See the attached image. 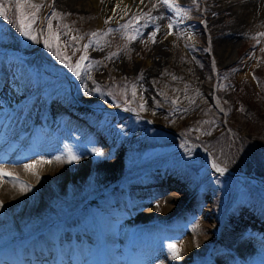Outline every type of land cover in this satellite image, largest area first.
<instances>
[{
    "label": "rangeland",
    "instance_id": "rangeland-1",
    "mask_svg": "<svg viewBox=\"0 0 264 264\" xmlns=\"http://www.w3.org/2000/svg\"><path fill=\"white\" fill-rule=\"evenodd\" d=\"M252 1L174 0L185 10L186 15H182L163 5L153 8L149 0L144 4L139 0L122 3L121 0L103 3L101 0H31L41 6L33 25L40 33L39 43L22 37L12 28L15 24L0 17V104L12 102L8 106L11 107L15 101L29 100L30 106L15 110L24 128L32 121L43 124L40 120L43 108L47 103L52 104L47 127L59 138L52 143L53 147L50 144L42 148L37 144L38 139L27 142V137L19 138L10 151L8 159L21 156V151L33 153L22 158L20 164L38 161L40 178L34 190L25 189L27 201L14 210L0 213V264H9L13 253L30 244H44L41 252L55 250L64 259L69 253L81 264H93L92 250L100 245L106 248H102L107 252L105 257L110 252L106 257L108 264L124 260L118 252L125 248L129 254L139 256L131 259L130 264H157L158 261L162 264H264V224L257 220V215L247 214V222L239 220L242 228L236 225L231 231L215 230V234L209 232V225L198 221L197 215L202 208L217 213L224 221L229 213L244 206L264 218V186L250 177L263 184L264 179L247 169L250 158L242 148L243 128L239 125L241 122H234V128L230 125L231 118L225 110L229 97H219L217 77L218 70L228 68L231 83L235 81L240 86L250 83L259 91L254 70L261 71L264 80V37H259V44L253 37L264 33V4L252 9ZM124 8L128 11H123ZM52 12L62 14V18L52 21L53 30L62 33L60 46L72 63L84 54L83 45H91L81 78H76L54 52L44 47L47 19ZM141 13L164 19L149 21L145 16L134 22L138 35L132 29L121 27ZM169 22L174 24L172 35H166ZM157 28L161 31L153 43L150 37ZM109 30L110 34L90 39L93 32ZM126 34L135 35L136 39L129 41ZM72 36L83 39L74 41ZM113 52L119 55L108 59ZM237 63L241 66L235 68ZM235 83L229 85L235 86ZM133 86L137 93L135 99ZM240 92L244 95L247 90L240 87ZM60 102L68 103L63 104L68 109L61 110L57 105ZM141 103L145 104L144 111L139 110ZM125 107L129 110L125 111ZM249 111L250 107L246 106L244 115ZM72 114L76 118H71ZM35 128L31 132L34 139L48 135L46 128L40 132ZM226 133L227 141L219 140L215 151L222 156L225 149L227 157L238 162L239 169L231 173L224 164L213 160L199 142L190 139V135L191 138L197 135L213 146L212 141ZM243 136L251 138L247 131ZM10 138L5 134L0 146L5 142L14 143ZM93 147L104 155L96 156ZM69 153L79 157V161L68 163ZM86 162L89 167L85 171ZM213 162L225 168L224 172L239 177L238 180L216 172ZM107 163L118 166L120 173L104 181ZM159 167L177 182L167 181L151 186L150 190L145 186V191L138 189L131 196V206L137 205L144 215L152 214L154 220L147 227L124 226L130 222L129 214L136 211L133 207L129 210L101 204L99 198L113 186L125 182L143 185L147 180L144 174ZM32 175H24V179ZM151 190L156 193L149 195ZM169 197L180 200L171 210L178 212L171 221L164 202L155 200L164 201ZM182 204L185 206L179 210ZM103 221L116 227L103 230ZM55 225L62 226V230L70 226L72 233H78L83 240L73 245L75 240L57 241ZM147 228L159 231L160 236L155 237L154 243L139 235ZM162 233L169 235L167 239L161 238ZM89 235L100 240H91ZM140 240L143 244L146 241L143 247L136 244ZM190 240L191 250L186 247ZM237 241L256 245L257 253L239 263L230 261L226 248ZM170 245L179 248V259L173 258ZM29 254L40 260L44 258L38 251Z\"/></svg>",
    "mask_w": 264,
    "mask_h": 264
},
{
    "label": "bare ground",
    "instance_id": "bare-ground-1",
    "mask_svg": "<svg viewBox=\"0 0 264 264\" xmlns=\"http://www.w3.org/2000/svg\"><path fill=\"white\" fill-rule=\"evenodd\" d=\"M252 1V0H251ZM252 2L253 5L252 9H259V7L261 5L264 4V0H253ZM258 6V7H257ZM250 7V6H249ZM250 9V8H249ZM248 9V10H249ZM253 11V10H251ZM252 12H248V14H251ZM252 15V14H251ZM259 15V14H258ZM20 88H17V91H19ZM22 101H15L13 103V105L11 107H8L12 104V102H5V103H1L0 104V127L2 128L1 130H3V132L0 134V145L1 143L4 141L3 139L5 138V134L6 136L10 135L11 136V140H14V143H10V145L7 144V142H5L4 146H0V171L6 172V173H11V177H4L3 180H0V202H2L3 206L0 207V213H5L8 212L9 210H14L15 207L17 206H21L25 201H27L29 199V196L24 192L25 190H22L21 188V184L19 182H23V184L29 186L30 189L34 190V188H36V181L40 178V165L38 163V161L32 162V163H27L25 165H33L34 167H32L31 169H27L25 167V165L20 164L21 163V159L27 155V153L25 151H21V156H18L16 159L12 158V159H8L9 155H10V151H12L11 149H14V147H16V139H23L25 137H27V142H31V141H35L38 139L37 144L41 145L40 148L42 147H46L49 146L51 144V147H53L54 142H57L59 140V138L55 137L52 133L49 132V128L47 127V120H48V113L52 112L49 111V108H52V104L49 105L47 103V105L44 106L43 108V116L42 118H40V120L43 121V124L40 125L39 123L35 124V121H32V124L29 127H22V124H20L19 122H22V118L17 117V115L15 114V110H20L22 107L26 106H30V101L26 100L23 101V103H20ZM52 103L54 104V102L52 101ZM65 103L60 102L58 107L61 110H67V106L63 105ZM55 106V105H54ZM53 106V107H54ZM5 107H8L5 110ZM18 108V109H17ZM73 113V112H70ZM47 114V115H46ZM46 115V116H45ZM67 115V114H66ZM71 118H76V114H72V116H70ZM24 119V118H23ZM36 120V119H34ZM72 121L74 122V120L72 119ZM37 127V130L43 131L44 128H46V133H48L47 136H39L38 138L35 137L34 139V135L33 133H31L33 130H35ZM49 129V130H48ZM51 131V130H50ZM52 132V131H51ZM100 139V137H98ZM13 147V148H12ZM44 149V148H43ZM115 163V162H114ZM84 165V170L86 171L87 168L89 167V162H86V164ZM33 168H35L34 170H32ZM118 166H115L113 163H107V166L105 167V170L103 171V178H105L104 181H107L108 178L115 176L116 174L120 173L118 171ZM164 168H155L150 172H147L145 175V182L143 185L141 183L139 184H135V185H129L128 182L122 183L119 186H113V188L111 190H109L107 193H105L102 198L100 197L99 200L101 199V204L102 205H107V206H112V207H116L119 209L125 208L127 207L129 210H131L130 208H132L133 206H131L132 204V199L131 196L135 195V191L136 190H140L146 187L149 188L150 187H156L155 185L157 184H164L167 181H173L174 177L166 174V172H164ZM28 172V173H27ZM31 173H33L32 177L29 179H24V175L26 177H28V175ZM226 175L234 178L235 180L239 177L237 176H233L232 174H230L229 172H224ZM248 177V176H247ZM253 181H255L256 183L260 184L261 186H264V184L259 181L257 178H254L253 176L250 177ZM176 181V180H174ZM177 182V181H176ZM159 190V189H158ZM145 191V190H144ZM156 191L155 190H151V192H149V195H153L155 194ZM159 192L161 193L162 191L159 190ZM169 194V193H167ZM166 194V195H167ZM183 194H185V192H183ZM105 198L107 200H105ZM164 198V197H163ZM195 198V197H193ZM157 200L159 203H163L164 202V206L165 209L167 211V213L169 214V221H171V218L175 217L176 214H178L177 210H174L172 213L171 210H173V206L177 204H179V201L177 198L172 197V198H168L167 200L163 199H155ZM181 206V205H180ZM185 205L182 204V206L179 208V210H181ZM172 207V208H171ZM33 209H35V206H32ZM139 207H137V205H134V207L132 209H135L136 211L132 214H129L130 216L128 218V221L130 222H125L124 226L126 227H139V226H143V228L147 227L148 223L153 222V217L151 213H146L145 215L142 214V210H138ZM172 214V215H171ZM247 214H253V215H257V220L260 222H262L264 224V218H262L261 213L258 214L257 212H250L249 208L246 209V207L243 206L242 209L236 210V212H232L229 213L224 221H221L219 219L218 214L213 213V212H207V210H204L202 208L199 209V212L197 215L200 216V218H198V221H200L201 223L205 222L206 225H209V232L210 233H214L215 234V230H222L225 229L224 231L228 230L231 231L233 230V226L239 225V227L242 228V226H240V223L238 222L241 219H244V221H248L246 220V216ZM175 215V216H174ZM251 217V216H250ZM253 217V216H252ZM193 220H197L196 218H194ZM69 223V222H68ZM102 228L103 230H110V229H114V224H111L107 221H103L102 222ZM202 225V224H201ZM261 225V224H259ZM145 226V227H144ZM204 227V225H202ZM70 226H64L63 230L61 229L62 226L59 225H55L56 231H54V238L59 241V242H63L64 239L65 240H75L74 242H72V245L74 243H76L77 241H81V237L78 233H75V235L72 233L73 231H71V229H69ZM66 230H65V229ZM115 232L117 230H114ZM111 231V232H114ZM108 232V233H111ZM230 233V232H229ZM112 234V233H111ZM140 236H143L147 242H149L150 240H152L151 242L154 243L155 241V237H159V231L154 230L152 228H147L145 229V232L139 234ZM169 235H167L168 237ZM167 237L165 236L164 233L161 234V238H163V240L167 239ZM89 238L91 240L97 239L95 240L96 242H98L100 239L98 238V236H92L89 235ZM143 238V239H144ZM23 238H19V240H22ZM144 239V240H145ZM83 240V239H82ZM188 243V247L189 249L193 248V244L192 241L190 240V242ZM136 244L143 247L144 244H146V241H144V244L142 243V241H136ZM149 246H153L156 247L155 244L151 245L148 244ZM256 245H252L249 244L248 242H243V241H237L234 244H232V246L230 245L229 248H226V252L228 257H230V261H234V262H238L242 259H246L248 260V258H250L253 254H256V249H254ZM44 248V244H39V245H33L30 244L28 245L26 248H23L21 250H19L18 252H15L12 254L11 256V261L9 264H33L34 262H43V264H52L53 261H55V264H60L59 258H63V255H59L61 253H56L55 250H47L46 252H41ZM88 248V247H85ZM102 248H104L103 246H99L94 248L93 253V258H92V262L93 264H108L107 263V259L106 257L109 255L106 254L105 257V252L104 250H102ZM106 249V248H104ZM190 249V250H191ZM102 250V251H101ZM33 251V253H41L44 258L42 260H40L38 257L34 256V260H38V261H33V262H26L29 261L30 259L28 258L27 253H31ZM262 251H264L262 249ZM107 253V252H106ZM119 254H123L122 257H124V260L122 261H117V262H111V264H130V260L133 259L135 257V254H129V251L125 248L123 249V251L118 252ZM259 254V253H258ZM256 256V255H255ZM40 257V256H39ZM136 257H139L138 255ZM135 257V258H136ZM254 257V256H253ZM130 258V259H129ZM64 259V258H63ZM164 259V257H163ZM65 262L67 264H81L80 261L74 260L72 259V257L69 255V253L66 254V258L64 259ZM161 262L158 261L157 264ZM247 262V261H246ZM7 263V262H6ZM65 264V263H64ZM162 264V263H159ZM247 264V263H246Z\"/></svg>",
    "mask_w": 264,
    "mask_h": 264
},
{
    "label": "snow or ice",
    "instance_id": "snow-or-ice-1",
    "mask_svg": "<svg viewBox=\"0 0 264 264\" xmlns=\"http://www.w3.org/2000/svg\"><path fill=\"white\" fill-rule=\"evenodd\" d=\"M104 0H101V3H103ZM123 2V0H121V3ZM149 2H151L153 4V8H157L160 5L165 6L168 10L170 11H174L176 13H180L182 15H186V12L184 9L180 8L178 5L175 4L174 0H149ZM193 2L195 3L196 0H193ZM140 4H144L145 0H139ZM28 9H32L31 12L28 11ZM41 9L40 5L37 4H33L31 3V0H0V17L4 18L5 20H8V22L10 24H15L17 31L19 32V34L22 37L27 38L28 40L34 41L39 43V39L38 36L40 35V33H37L36 30L34 29L33 25L37 22V13H39ZM123 11L127 12L128 9L124 8ZM12 13L11 17L9 15V13ZM147 17V19L149 21L155 20V19H164L163 16H159V17H153L151 15H149L148 13H141V14H137L135 16H133L126 24L122 25L121 27L123 29H132L137 35L139 34V29L138 28H134L133 24L134 22H138L140 19ZM62 18V14L57 13V12H52L51 16L47 19V37L44 39L43 44L44 47L47 48L50 52H54V55L56 56V58L60 61L61 64H64L72 73L76 78H81L82 72L86 70V66H85V61H88V56H87V51L88 48L91 46L90 44H85L83 45V52L84 54L80 56L79 60L75 63L71 62V58L68 57L67 55L64 54L65 50L61 49L60 46V37H61V32L60 31H54L53 30V24L52 21L54 19H60ZM105 23H109V21H105ZM65 28H67V26H64ZM173 28H174V24L169 22L167 24V33L166 35H172L173 34ZM161 31L160 28H157L152 36L150 37V39L152 40L153 43L156 42V35L159 34ZM111 30H109V32L107 33H98V32H93L91 33L90 39L91 38H96L102 35H106V34H110ZM259 37H264V33H260L258 34L257 37H253V39L256 40L257 44L260 43V39ZM126 38L129 41L135 40L136 36L135 35H127L126 34ZM72 40L77 41L80 39H83V37H79V36H72L71 37ZM93 43H96L97 41L93 40ZM54 43H55V47H54ZM67 47V45L65 46V48ZM119 53L118 52H113L111 53V55L108 57V59H112L113 57L118 56ZM141 79L143 78V76L141 75L140 77ZM97 91H99V89H97ZM137 93L135 90V86H133V90H132V98L135 99ZM128 101L125 100V104H127ZM117 107H119L120 105H116ZM139 110L144 111L145 110V104L141 103L139 104ZM125 111H128L129 109L127 107H125L124 109ZM199 130V129H197ZM207 134H211L210 132H208ZM93 153L96 156H103V152H101L99 149L93 147L92 148ZM78 162L79 161V157L72 155L71 153H69L68 155V159L67 162L68 163H72V162ZM25 167L27 169H31L32 167H34L33 165H25ZM212 167L215 169L216 172L223 174L224 171L226 170L223 167H220L216 162H213ZM11 173H6L3 171H0V180H3L4 177H11ZM21 184V188L22 190H31L29 188V186L23 184V182H19ZM3 204L2 202H0V207H2ZM172 250V255L174 259H179L180 258V250L176 245H170L169 246Z\"/></svg>",
    "mask_w": 264,
    "mask_h": 264
},
{
    "label": "trees",
    "instance_id": "trees-1",
    "mask_svg": "<svg viewBox=\"0 0 264 264\" xmlns=\"http://www.w3.org/2000/svg\"><path fill=\"white\" fill-rule=\"evenodd\" d=\"M10 15H12L11 12ZM12 28L17 30L16 26ZM262 55H264V50L262 51ZM239 66H241L239 63L234 65L235 68ZM228 70V68L218 70V95L221 99H223L224 95L229 97L228 101L230 102L225 105V110L227 116L231 118L230 125L232 128H234V122H241L239 125L243 128L240 132L242 148L245 154L250 158L247 162V169L254 171L257 177H262L264 179V80L262 79L261 71L254 70V75L258 80V85H260L259 91H256L250 83H245L241 86L236 84L235 81L231 83L228 80L231 76ZM234 83L235 86L229 85ZM240 87L243 89L245 88L247 93L244 95L241 94ZM246 106L250 107V111L244 115ZM246 131L251 134V138H244L243 132ZM190 139L199 142L202 147L206 148L211 153L215 161L224 164L226 168L228 167L231 171L235 172L239 169L238 162L232 160L231 157L228 158L224 152L226 151L225 149L222 151V156L221 152L218 153L215 151L218 147L217 143L219 140L222 139L224 143L227 141V133L224 136L219 134L215 138V141H212L214 144L213 146L212 144H207V142L198 139L197 135H194L192 138L190 135ZM227 158L229 160H226Z\"/></svg>",
    "mask_w": 264,
    "mask_h": 264
}]
</instances>
